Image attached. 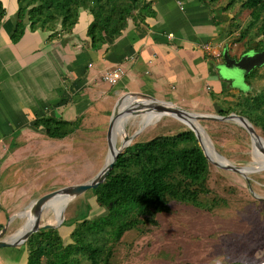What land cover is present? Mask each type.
<instances>
[{"label":"crops","instance_id":"obj_1","mask_svg":"<svg viewBox=\"0 0 264 264\" xmlns=\"http://www.w3.org/2000/svg\"><path fill=\"white\" fill-rule=\"evenodd\" d=\"M146 1L155 15L141 24L129 20L122 34L98 51L92 50L87 36L93 17L84 9L71 33L51 36V31L27 27L23 37L13 42L18 4L14 0L7 7L4 1L7 15L0 29V227L11 220L9 230L16 223L17 217L11 214L15 194L10 185L17 175L9 169L21 156L30 132L43 134L34 127L38 119L79 120L80 129L93 119L107 121L122 97L146 95L219 111L209 94L215 84L220 96L228 93L227 82L234 90L248 92L244 78L237 86L224 79L219 74L220 64L203 49L209 45L221 52L226 45L227 13H221L222 8L201 0ZM117 67L124 75L114 85L107 83L104 73ZM27 260L24 244L0 249V264H27Z\"/></svg>","mask_w":264,"mask_h":264},{"label":"rangeland","instance_id":"obj_2","mask_svg":"<svg viewBox=\"0 0 264 264\" xmlns=\"http://www.w3.org/2000/svg\"><path fill=\"white\" fill-rule=\"evenodd\" d=\"M4 1L7 7L14 3V0ZM228 2L219 0L212 6L223 8ZM226 15V44L232 56L240 57L245 54L247 45L237 39L240 29L246 27L250 20L249 13L238 3ZM58 29L61 30L60 26ZM256 46L257 42H254L253 48ZM209 58L221 66L222 50L220 57L212 54ZM259 69V77L253 80L248 90L253 94L264 89V67ZM216 89L215 84L213 90L209 91L210 97L223 109L234 106L242 95V92L232 89L228 82L225 86L227 94L220 96V91ZM159 101L172 103L190 113L220 115L217 107ZM89 122V126H81L73 135L62 140L49 139L37 132H30L27 136L26 146L20 151L21 156L9 169L17 175L10 185L15 194L11 214L17 219L5 238L16 235L25 225L28 217L22 212L29 210L35 200L49 192L91 181L101 171L110 155L107 144L109 119ZM123 124L127 136H134L132 143L173 135L189 128L175 117L160 118L154 113L130 116ZM199 124L209 135L217 152L232 165L258 167L256 162L264 163L257 153L255 140L252 142L250 134L236 121L200 120ZM195 127L207 145L203 133ZM257 133L264 142V134L260 130ZM123 141L124 136L120 131L116 146L121 147ZM262 148L264 151V144ZM209 155L214 161L222 163L213 153ZM209 163V194L203 195L195 203H172L170 214L158 215V226L145 223L126 232L115 246L111 264H257L264 261V169L247 173L244 177ZM84 204L90 209V218L107 213L89 191L70 201L59 226L66 244L71 239L70 234H64L69 231L63 223L74 218L80 208L84 209ZM54 220L52 209H45L41 224L57 225ZM82 261L89 264L84 259Z\"/></svg>","mask_w":264,"mask_h":264},{"label":"trees","instance_id":"obj_3","mask_svg":"<svg viewBox=\"0 0 264 264\" xmlns=\"http://www.w3.org/2000/svg\"><path fill=\"white\" fill-rule=\"evenodd\" d=\"M201 1L212 5L219 0ZM238 3L249 13L250 20L240 29L237 41L247 45L245 53L263 51L264 0H229L220 12L228 13ZM17 4L13 42L23 37L27 27L31 31H51V36L58 32L71 33L84 9L93 17L87 36L95 51L120 36L129 20L141 24L155 15L146 0H17ZM27 12L29 24L24 25ZM6 15L4 1L0 0V29ZM254 42H257L255 48ZM260 70L255 68L244 77L246 87L259 77ZM241 94L234 106L221 108L218 113L241 115L264 134V89L256 94ZM34 127L49 139L62 140L79 129V120L72 122L51 116L38 119ZM209 177L210 163L189 128L173 135L133 142L119 155L106 180L89 190L107 213L90 218V209L84 204V209L80 208L74 218L63 223L70 233L71 242L67 244L59 228L34 233L25 243L27 264H83V259L89 264H111L115 246L126 232L145 223L158 226V215L170 214L172 203L197 202L210 192Z\"/></svg>","mask_w":264,"mask_h":264},{"label":"water","instance_id":"obj_4","mask_svg":"<svg viewBox=\"0 0 264 264\" xmlns=\"http://www.w3.org/2000/svg\"><path fill=\"white\" fill-rule=\"evenodd\" d=\"M23 23L24 25L29 24L28 12L25 15V19ZM222 57H223V64L219 66V74L224 79L233 80L236 86L239 85L240 81L246 75L250 74L255 68L264 67V50L260 52L249 51L241 55L240 57H234L230 54L229 47L226 44L222 49ZM226 71H228L229 73ZM250 88L251 86L247 87V90H249ZM139 97H141L142 99L138 100ZM141 113L142 114L154 113L155 115H158V117L160 118L163 116H172L177 118L179 121L194 120L198 123L200 120H213V121H225V122L239 120L241 121L242 124L239 123L238 124L241 125L244 129H246V131L250 134L251 138H253V136L260 137V135L257 133L252 123L247 118L238 114H229L226 116L195 114L185 111L172 103L159 101L157 99H154L146 95H141V96L134 95L132 96V98L122 97L116 104L114 112L110 116L108 123L107 144H108L109 153H111L112 150L114 151L113 157L109 161L106 160L101 171L91 181L82 184L64 187L62 189L49 192L47 194H44L37 200H35L29 207V210L22 212V215H26L25 216L26 218L28 217L27 220H25L26 223H24L25 224L23 227L24 230L21 228L22 230L20 229V231L17 232L16 235L12 236L11 238H5L4 236L8 230L9 223L11 222L10 220L8 225L4 226L3 229L0 231V249L21 246L25 244L26 241L34 233L40 231L41 229L59 228V226L63 222L64 212L69 202L83 195L84 193H86L91 189H96L100 184H102L106 180L110 172L113 170L119 155L122 154L125 151V149L132 143L134 136L127 137L126 141L128 142L122 144L121 147L114 150L115 148L113 146L112 139L114 137V131L118 120L120 119L124 120L130 116H136ZM190 129L195 133L199 145L203 150L204 155L206 156L208 161L212 162L215 166L224 170L238 173L244 177H246L247 173H254L264 169V166H260V165H258V167L256 166L237 167L229 163L217 152L209 135L203 128L204 132L206 133L207 137L210 140L211 147L214 149L215 154L222 160V163L213 161L205 148V145L203 143L200 134L197 132V130L194 128L193 125L191 126ZM57 197H63L69 199L62 210L60 222L57 225H49V224L42 225L41 224L42 213L44 212L47 204ZM30 218H32L33 221L31 226H29Z\"/></svg>","mask_w":264,"mask_h":264},{"label":"bare ground","instance_id":"obj_5","mask_svg":"<svg viewBox=\"0 0 264 264\" xmlns=\"http://www.w3.org/2000/svg\"><path fill=\"white\" fill-rule=\"evenodd\" d=\"M125 120V119H124ZM124 120H118V122H117V124H116V127H115V131H114V137H113V139H112V143H113V146H114V150H116L118 147L116 146V137H117V134L121 131L122 132V134H123V136H124V141H123V144L124 143H126V142H128V141H126V138L127 137H129V136H127V133H126V131H125V127H124V124H123V121ZM183 124H185L186 126H188L189 128H191V126L193 125L194 126V128L196 129V127H195V125L200 129V131L203 133V135H204V137H205V139L207 140V145H205V148H206V150H207V152H209V153H213L215 156H217L216 154H215V152H214V149L211 147V143H210V140H209V138L207 137V135H206V133L204 132V130H203V128L200 126V124L198 123V122H196V121H194V120H191V121H181ZM237 123H239V124H242L241 123V121H239V120H237L236 121ZM197 130V129H196ZM197 132H198V130H197ZM253 141L255 140V142H256V144H257V153H258V155L260 156V158H262L263 159V161H264V152H263V148H262V145L264 144V142H262L261 140H260V138L259 137H257V136H253ZM204 143V142H203ZM208 153V154H209ZM113 155H114V151L112 150L111 151V153H110V155H109V157H108V159H107V161H109L112 157H113ZM210 156V155H209ZM211 157V156H210ZM218 157V156H217ZM219 158V157H218ZM212 159V158H211ZM254 159L255 160H257V158L254 156ZM213 160V159H212ZM214 161V160H213ZM258 165H260V166H264V163H261V162H256ZM255 163V164H256ZM68 200V198H63V197H57V198H55V199H53L52 201H50L48 204H47V206H46V208L45 209H52V211L54 212V218H55V220L54 221H56V223L55 224H57V223H59V220H60V218H61V213H62V210H63V208H64V205H65V203H66V201ZM33 223V221H32V218H30V224H29V226H31V224ZM28 226V227H29ZM24 227V226H23ZM23 227H22V229H23ZM21 229V230H22ZM24 230V229H23Z\"/></svg>","mask_w":264,"mask_h":264},{"label":"built area","instance_id":"obj_6","mask_svg":"<svg viewBox=\"0 0 264 264\" xmlns=\"http://www.w3.org/2000/svg\"><path fill=\"white\" fill-rule=\"evenodd\" d=\"M172 36L173 35H169L170 38ZM203 49L207 51L210 55L213 54V56H216V57H220L221 55L220 51L213 50L209 45H205ZM123 75H124L123 69H121L120 67H117L113 70L105 72L103 75V79L107 83L114 85L122 78Z\"/></svg>","mask_w":264,"mask_h":264}]
</instances>
